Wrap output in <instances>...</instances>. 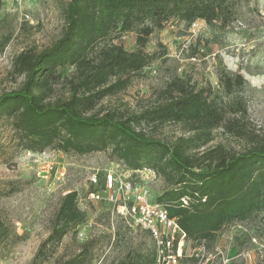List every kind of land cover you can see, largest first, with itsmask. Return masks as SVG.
Returning <instances> with one entry per match:
<instances>
[{"label": "trees", "instance_id": "16d2710c", "mask_svg": "<svg viewBox=\"0 0 264 264\" xmlns=\"http://www.w3.org/2000/svg\"><path fill=\"white\" fill-rule=\"evenodd\" d=\"M63 13L64 31L51 46L24 49L13 60L11 74L23 81L0 94V123L10 125V141L32 152L108 151L131 170L163 175L171 186L156 201L177 218L192 243L212 240L225 224L264 211V138L252 137L238 152L223 144L208 146L220 128L238 137L248 133L247 101L235 94L246 83L241 73L220 74L221 90L196 88L174 77L138 113L94 111L101 99L126 89L155 58L143 47L156 29L173 18L226 27L235 14L231 0H65ZM129 31L136 33L139 49L127 50L111 39L115 32ZM69 66L74 70L63 76L59 70ZM61 78L68 95L53 98V85ZM167 122L182 125L184 134L165 141L141 127ZM184 196L190 198L185 205ZM85 219L78 192L65 193L49 235L29 264L52 255ZM88 243L59 264H90ZM154 255L155 248L151 257L129 256L117 264H154ZM258 264H264V257Z\"/></svg>", "mask_w": 264, "mask_h": 264}, {"label": "rangeland", "instance_id": "374dc122", "mask_svg": "<svg viewBox=\"0 0 264 264\" xmlns=\"http://www.w3.org/2000/svg\"><path fill=\"white\" fill-rule=\"evenodd\" d=\"M65 0H4L0 10V94L14 89L23 77L11 74L13 60L22 50L51 46L63 33ZM235 14L226 27L210 25L204 19L187 21L173 18L156 29L143 47L155 54L149 65L135 75L124 90L101 99L94 109L105 113H138L151 106L158 91L174 77L196 88L221 90L220 74L241 73L246 79L235 94L247 101L248 133L238 137L221 128L208 146L223 144L234 152L244 150L252 137L264 138V0H231ZM111 39L127 50L140 46L136 33L115 32ZM73 66L60 69L63 76ZM53 98L66 97L62 78L53 85ZM150 135L174 141L184 134L173 122L146 124ZM11 128L0 123V264H29L41 242L51 231L52 219L62 196L75 190L86 219L68 232L54 253L40 264H59L77 255L88 243L90 264H117L129 256L151 257L154 241L150 234L122 217L106 201H89L95 187L89 177L101 174L99 189L109 171L147 182L153 200L171 185L163 175L144 171L133 173L126 164L112 159L108 151L88 154L48 148L43 152L24 149L10 141ZM254 135V136H253ZM106 195L105 192H103ZM3 226V227H2ZM192 242V241H191ZM187 264H258L264 257V211L245 220L225 224L212 240L189 244Z\"/></svg>", "mask_w": 264, "mask_h": 264}, {"label": "built area", "instance_id": "2783aa9c", "mask_svg": "<svg viewBox=\"0 0 264 264\" xmlns=\"http://www.w3.org/2000/svg\"><path fill=\"white\" fill-rule=\"evenodd\" d=\"M133 173H155L150 170H131ZM89 181L94 189L88 192L89 201L106 200L112 203L118 213L131 224L148 232L154 241V264H187L192 255L187 249L192 244L187 232L179 225L177 218L170 215L168 208L153 200L147 182H138L128 176L109 171L104 176L103 190L101 174L93 173ZM106 193V195L103 194ZM190 198L182 197L183 205L188 204Z\"/></svg>", "mask_w": 264, "mask_h": 264}]
</instances>
